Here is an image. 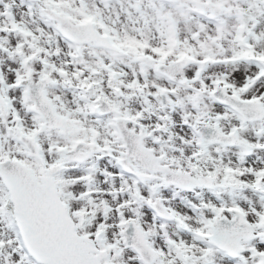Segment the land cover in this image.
Returning a JSON list of instances; mask_svg holds the SVG:
<instances>
[{"label":"snow or ice","instance_id":"1","mask_svg":"<svg viewBox=\"0 0 264 264\" xmlns=\"http://www.w3.org/2000/svg\"><path fill=\"white\" fill-rule=\"evenodd\" d=\"M0 264H264V0H0Z\"/></svg>","mask_w":264,"mask_h":264}]
</instances>
